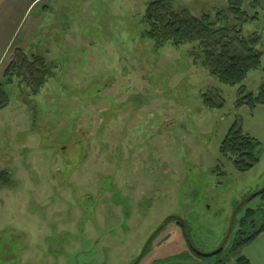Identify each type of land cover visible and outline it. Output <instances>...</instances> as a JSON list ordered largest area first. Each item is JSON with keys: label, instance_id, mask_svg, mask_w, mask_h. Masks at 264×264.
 Here are the masks:
<instances>
[{"label": "rangeland", "instance_id": "obj_1", "mask_svg": "<svg viewBox=\"0 0 264 264\" xmlns=\"http://www.w3.org/2000/svg\"><path fill=\"white\" fill-rule=\"evenodd\" d=\"M225 1L176 4L215 18ZM149 2L0 0V264H131L172 215L189 236L171 218L137 264H264V231L234 247L260 195L237 211L224 250L202 254L264 187V104L248 102L264 82V0L244 4L261 58L236 85L190 45L144 38ZM16 48L44 57L42 84L7 80ZM234 125L262 148L247 169L221 152Z\"/></svg>", "mask_w": 264, "mask_h": 264}, {"label": "trees", "instance_id": "obj_2", "mask_svg": "<svg viewBox=\"0 0 264 264\" xmlns=\"http://www.w3.org/2000/svg\"><path fill=\"white\" fill-rule=\"evenodd\" d=\"M246 1L248 0H226L224 7L219 9L213 18L205 11L196 15L187 7H178L177 0H150L145 14L147 29L144 38L153 41L158 48L167 44L175 47L190 45L189 54L193 56L196 64L200 63L207 68L219 81L236 85L245 79L251 69L260 65L261 58V52L257 48L258 39H247L242 27L245 22L254 19V16L249 15V7L244 6ZM231 20L234 22L232 25ZM235 42L239 49L234 47ZM47 71L48 67L42 55H28L23 49L16 48L7 71V80L12 82L13 76L16 75L20 82L35 88L44 82ZM0 92L6 94L1 90ZM206 101L210 102L208 99ZM253 101L264 104V82L258 96L255 97L251 93L248 95V102ZM261 149L256 139L245 135L236 125L231 128L221 145V152L234 157V164L241 169L253 166ZM260 196L264 201V192ZM177 223L184 227L181 222ZM263 231V206L249 208L241 219L234 247H245ZM224 263L223 260L217 262ZM237 264L251 262L247 257L240 256Z\"/></svg>", "mask_w": 264, "mask_h": 264}, {"label": "water", "instance_id": "obj_3", "mask_svg": "<svg viewBox=\"0 0 264 264\" xmlns=\"http://www.w3.org/2000/svg\"><path fill=\"white\" fill-rule=\"evenodd\" d=\"M264 192V187L254 193H252L251 195H249L248 197L242 199L240 202L237 203V205L235 206L233 212H232V215H231V221H230V225L228 227V230H227V233L222 241V243L220 244V246L215 250L213 251L212 253H209V254H206V253H202L203 255L205 256H211V255H215V254H218L222 251L224 245L226 244L228 238H229V235L232 231V228H233V222H234V218H235V215L237 213V211L242 207L243 204H245L249 199L257 196V195H260L261 193ZM171 218H175L177 221L181 222L182 225L184 226V229L185 231L187 232L188 236H189V227L187 225V221L180 215H172L170 217H167L158 227L157 229L151 234V236L148 238V240L146 241L144 247L142 248L140 254L138 255V257L131 263V264H137L141 258L143 257V255L145 254L147 248H148V245L150 243V241L152 240V238L166 225V223L171 219Z\"/></svg>", "mask_w": 264, "mask_h": 264}, {"label": "crops", "instance_id": "obj_4", "mask_svg": "<svg viewBox=\"0 0 264 264\" xmlns=\"http://www.w3.org/2000/svg\"><path fill=\"white\" fill-rule=\"evenodd\" d=\"M164 227H166V226H164ZM163 229V228H162ZM159 233V232H158ZM251 261V260H250ZM225 264V263H224Z\"/></svg>", "mask_w": 264, "mask_h": 264}, {"label": "flooded vegetation", "instance_id": "obj_5", "mask_svg": "<svg viewBox=\"0 0 264 264\" xmlns=\"http://www.w3.org/2000/svg\"><path fill=\"white\" fill-rule=\"evenodd\" d=\"M167 224V223H166Z\"/></svg>", "mask_w": 264, "mask_h": 264}]
</instances>
